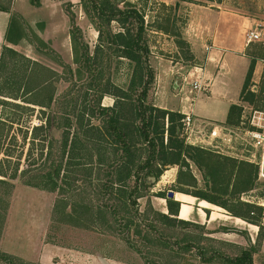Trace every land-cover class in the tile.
<instances>
[{
  "label": "rangeland",
  "instance_id": "1",
  "mask_svg": "<svg viewBox=\"0 0 264 264\" xmlns=\"http://www.w3.org/2000/svg\"><path fill=\"white\" fill-rule=\"evenodd\" d=\"M113 1L121 9L126 6L134 7L145 17L147 26L145 39L151 52L150 64L155 71V82L149 93L147 104L155 107L158 105L154 88L158 74L156 68L157 65L159 66L158 63L162 61V65L166 66L162 69L164 73L165 71L170 73L171 67H175V70H173L174 80L168 87L170 90L168 93L169 98L166 99V106L169 105V107L165 110L182 115H185L183 112L186 111L188 112L186 114L192 115L193 119L196 117L191 113L193 108L191 106L194 105L197 94L210 95L204 85H202L201 92L194 90L193 85L195 80L198 79L197 75L185 80L184 74L187 76L189 72H194L199 75L203 71L205 72L206 69L211 72L216 69L218 71L217 66H215L218 62L216 60L209 62V54L212 52L210 32V34H206V32L203 39L196 37L197 43H195L196 40H192L191 44L188 42L187 31L190 29L188 25L190 10L197 8L213 13L225 12L243 16L251 21L253 29L250 32L255 31L260 35V40L257 43H264V0H168L170 6L156 2V0ZM2 2L7 5L10 4L11 0H1ZM14 3L15 0H12L10 11L11 16L14 15L16 19L18 30L16 33H11V37L12 41H16L19 37L21 41L16 45L21 42L22 44L20 49L10 48L39 63L49 71V73H39V77L35 78V82L49 79L55 87L53 107L51 110L46 111L42 120L56 117V126L52 131V153L54 161L59 163L62 155V134L66 118L71 119L72 130L76 129L74 116H66L71 107V105L67 107L66 102H72V105L87 102V105L96 112L91 120L92 124L101 127L103 122L97 108H112L115 104L112 97L101 96L107 90V83L110 82L122 90L128 91L132 83L134 64L128 60L118 58L114 53V46H110L108 43V34L119 32L118 24L114 23L110 28L106 27L95 18L93 13L90 11L86 13L81 0H41L40 7L32 6L29 0H18L16 11L13 9ZM68 5H70L69 8L76 16V24L82 31L83 40L90 47L91 56H94L95 49L100 44L98 30L104 32L102 42L104 54L100 55L102 57L99 64L92 68L95 71L94 75L88 73V67L80 61L82 50L79 43L74 46L71 41V45H62V47H56L54 44V38L57 35V37H61L63 43L68 36L71 40L72 24L67 10ZM67 19L68 24L66 23ZM205 21L209 25L208 19L205 18ZM159 28L171 34V36L161 35ZM153 32H157V34ZM110 48L112 49L109 50ZM258 66L259 72L257 77L254 78L257 81V83H254L256 85L253 88L254 91L259 90L264 78V61H260ZM194 67L199 68V70L191 71ZM234 67L239 71L244 69L241 60ZM98 71L103 72L101 79H97ZM246 72H248V69ZM233 77L234 84H237L235 85L236 89L233 86L231 87V93L236 94L242 74L237 72ZM139 89L140 87H136L131 90L129 95L135 99L138 95V92L135 91ZM187 97H190V99H187ZM183 99H185L184 104ZM238 104L245 107V113L244 125L240 128H233L236 133L245 136V133L253 128L261 131L251 124L254 113L252 108L242 104L240 100ZM32 121L34 124L38 123L36 117ZM201 123L205 124L206 122H197V130L201 128ZM180 125L181 135L185 131L183 120ZM216 126L218 125L209 123L207 129L211 130ZM224 126L230 128L226 124ZM19 137L21 139L22 133L19 134ZM28 137L30 138L31 134ZM181 138L185 140L186 145L191 146L186 141V137L184 138L181 135ZM254 143L256 142L249 138H246V141L237 139L232 143L218 141L215 142V145L220 147L221 150L211 148L209 150L219 151L221 154L234 153L240 159L258 154L259 160H256V162L260 166V186L249 196H245L243 200L259 202L264 207V199L251 198V196L260 193L264 194V178L261 177V170L264 169V149L261 146L255 148ZM138 149L143 150L145 147L141 145ZM25 151L27 153V148ZM20 152L21 149L18 148L15 154L19 155ZM46 152L47 150H45ZM109 153L111 151L106 150V156L113 157ZM140 154L143 162L148 155L143 151ZM26 156L23 157V163L26 161ZM45 158L44 155L43 161ZM85 163L84 161L83 164ZM85 168L82 169L84 172L76 176L69 175L63 183H61L64 175V172H62L60 185L67 190L65 195L59 192L49 193L28 188L24 186L21 180H18L14 182L12 193L10 192L11 195L7 196L6 193L10 188L0 185V197L4 199L5 203L7 201L9 203L6 221L0 234L1 254L18 258L25 264H36L7 254L3 250L5 248V250L25 254L30 252L33 246L36 247L37 245L38 249L40 242H44L56 252H59V246L63 249H81L102 253L134 264H225L223 257L236 259L242 258L244 254H247L245 264H250V261L253 264H264V231L260 233L259 228L255 229L247 224L236 222L231 219L233 217L229 216L227 212L222 213L214 209L220 215H225L228 218H222L226 220H222L224 222L219 221L216 227L213 228V226L208 227V223L201 226L184 221L188 224H181L179 222L183 220L179 218H177L176 223L167 222L164 216L169 217V210L167 213L155 210L158 208L168 209L167 201L156 197V195H165L170 191L180 193L177 184L178 167L165 168L164 175L157 183H155L156 180L153 177L146 178L147 172L140 171L139 178H132L127 183L126 189L123 188L124 191L129 193L128 199H132L133 202L136 201L135 206H131L127 199L126 202H129L128 207L124 209L118 218L102 212L99 214V219L96 218L95 213L94 216L89 214L96 212L98 209L105 211L103 210L104 206L110 205L109 207H111L113 205L115 207L116 204L110 202V198L104 195L103 192L98 194L100 188H98L97 172L96 170L90 171L88 168L85 170ZM171 168L178 171L174 177L166 173L170 172ZM89 172H91L90 177ZM192 173L197 179L199 187L203 188L205 183L202 173L194 165L192 166ZM105 182L106 178L103 176V182L100 186L102 187ZM69 187L72 189L70 190ZM81 192H84V197H87V201L83 205L89 202L90 206L87 207L92 208L87 210L88 214H82L80 209H71V207L70 209L61 210L65 199L68 200V204H73V206L74 203H78V194ZM141 196L142 198L137 199ZM154 202H156L157 208L154 207ZM116 206L120 210L124 207L122 205ZM0 209L3 210L4 206L0 205ZM66 214L71 216L65 220L64 215ZM8 220L9 230L3 242ZM0 264L10 263L4 258H0ZM16 264L22 263L16 262Z\"/></svg>",
  "mask_w": 264,
  "mask_h": 264
},
{
  "label": "trees",
  "instance_id": "2",
  "mask_svg": "<svg viewBox=\"0 0 264 264\" xmlns=\"http://www.w3.org/2000/svg\"><path fill=\"white\" fill-rule=\"evenodd\" d=\"M29 1L34 7L41 6V0ZM11 2L5 5L0 0V11L11 14ZM81 4L86 13L88 11L93 13L95 18L106 27L110 28L112 24H118L119 32L116 34L110 32L107 40L110 46H114V53L118 58L134 64L130 89L124 91L110 82L107 83V90L101 96L112 97L115 104L112 108H97L103 122L101 127L92 124L91 120L96 112L87 105V102L73 105L72 102H66L67 107L71 105L66 116H74L76 129L72 130L71 119L66 118L62 134L61 161L56 163L52 153V131L56 126V117L42 120L46 111L53 107L55 87L49 79L35 82L39 73H49V71L16 50L4 46L0 57V185L10 188L6 195H11L14 182L18 180L28 188L65 195L67 190L60 185L62 172L64 175L61 183L68 179L69 175L76 176L84 172L82 169L86 167L90 171L97 172L98 188H100L98 194L103 192L110 198V202L124 206L122 210L116 205L104 206L105 211L98 209L89 215L95 213L96 218L99 219V214L106 212L118 218L128 207L129 202L131 206L136 204V201L128 199L129 193L123 188L126 189L127 183L132 178H139L140 171L147 172L146 178L153 177L157 183L164 175L165 168L178 167L177 184L180 188L178 192L221 208L229 216L258 227L259 232L262 233L264 207L259 202L243 200L260 186L259 164L250 159H239L209 149L186 145L185 140L181 138L182 134L180 135V124L185 116L147 104L155 82V71L150 64L151 52L145 39L147 26L144 15L134 7L126 6L121 9L113 0H81ZM69 7L70 5L67 10L72 24L70 32L72 44L74 46L80 44L82 50L80 61L88 67L87 72L94 75L95 71L92 68L99 64L102 57L100 55L104 54L102 45L104 32L98 30L100 44L96 47L94 56H91L90 47L83 40L82 31L76 24V16ZM17 30L16 19L12 15L6 42L16 45L21 41L19 37L16 41H12L11 33H16ZM244 55L250 64L240 101L251 107L252 112H262L264 78L258 91H254L253 88L256 87L254 84L256 66L260 61H264V43L249 44ZM102 74L103 72L98 71L97 79H101ZM136 87L140 89L135 91L138 95L134 99L129 94ZM244 113L243 105H232L226 126L240 128L244 125ZM35 117L37 124L32 121ZM254 130L253 128L251 131ZM20 133H22L21 139ZM139 145H143L145 149H138ZM18 148L21 152L16 155ZM26 148L27 153H25ZM106 150H110L109 155L113 157H107ZM142 151L148 155L143 162L140 154ZM25 155H27L26 161L23 163ZM44 155L46 158L43 161ZM193 165L202 173L205 183L203 188L199 187L192 173ZM90 176L91 172H89ZM103 176L106 182L101 187ZM83 194L84 192L78 194L79 202L74 203V206L68 204V200L65 199L61 210L71 207V209H80L82 214H88L87 210L92 208L87 207L89 202L83 205L87 201V197ZM156 197L167 201L169 217L163 215L165 220L176 223L180 204L175 199H168V194H158ZM140 198L142 196L137 197ZM251 198L263 200L264 194L260 193ZM127 199L129 202H126ZM3 200L0 197V205L4 206L3 210L0 209V234L9 209L8 201L5 203ZM64 216L66 220L71 215ZM179 223L188 224L184 221ZM246 256L247 254H244L242 258L236 259L223 257V262L245 264ZM0 258H4L10 264L24 263L6 254L0 253ZM250 264L253 263L250 261Z\"/></svg>",
  "mask_w": 264,
  "mask_h": 264
},
{
  "label": "crops",
  "instance_id": "3",
  "mask_svg": "<svg viewBox=\"0 0 264 264\" xmlns=\"http://www.w3.org/2000/svg\"><path fill=\"white\" fill-rule=\"evenodd\" d=\"M156 2H160L165 4L166 6H170L168 0H156ZM18 0H15L14 3V11L17 9ZM180 8V7H179ZM190 21H188L189 28L187 31V35L189 38V43H192V40H196L197 38L203 39V35L211 33L212 39V52L209 54V62L215 61L218 62L217 69L214 72L208 71L207 69L205 72L203 71L202 74L198 73H190L189 76L184 74V79L188 80L193 75H197L195 82H200L201 85L206 86V90H208L210 96H203L201 94H197V98H195L194 105L192 104V114L200 121L206 122L207 124H215L221 127H224L227 121L229 109L232 105H238L240 100L241 90L244 84L246 71L249 67V60L244 57V52L248 47L246 42L247 34L250 33L253 26L251 25V21L243 16H238L231 13L225 12H212L202 9H191L189 13ZM205 18L208 19L209 25L206 24ZM154 19V18H153ZM11 21V14L4 13L0 11V57L2 54V50L4 46H9L15 49H20L21 44L13 46L6 42V36L8 32V28ZM68 24V19L66 20ZM204 24V25H203ZM70 29V27H69ZM161 35L171 36V34L164 32L163 29H158ZM211 30V31H210ZM46 32V31H44ZM210 32V33H209ZM156 33L157 32H153ZM58 36V35H57ZM55 37L54 44L56 47H62L71 45L70 37L68 36L63 43L61 37ZM191 40V41H190ZM197 43V40L196 42ZM194 50V49H193ZM195 52V51H194ZM241 60L242 64L244 65V69L236 70L234 65L237 64ZM162 61H160L157 65L156 70L158 71L156 83H155V94L157 96L156 105L157 107L167 109L169 107L166 106V99L169 98V84L174 80V71L175 67H171L170 73H164L162 71L163 66ZM213 64V63H212ZM199 70V68H192L191 71ZM264 69V67H263ZM202 71V69H201ZM242 71V73H241ZM237 72L242 74L241 82L239 83L238 92L231 93V87L236 89V84L233 82V76L236 75ZM259 72V66L257 64L254 78L257 77ZM233 77V78H232ZM254 83L257 81L254 79ZM241 87V88H240ZM190 99V97H187ZM185 99H183V104ZM186 110V109H185ZM188 110V109H187ZM191 110V109H190ZM188 112H183L186 114ZM220 153V152H218ZM227 155L235 156L236 154L226 152ZM264 155V154H263ZM236 157V156H235ZM261 157V156H260ZM239 158V157H237ZM240 159V158H239ZM245 159H250V161L255 163L256 160H259V156L251 155L246 156ZM259 164V163H258ZM177 169L171 168V171L166 172L169 173L170 176L174 177L177 175ZM175 201L180 204L178 218L180 220L196 223L198 225H205L208 223L207 226L213 228L216 227V224L220 222H224L222 218H228L225 215H220L214 209L221 211L222 213H226V211L213 206L203 200H199L189 195H185L182 193H175ZM264 205V204H263ZM156 206V202H154V207ZM157 208V206L155 207ZM161 213H167L168 209H155ZM209 212V214H207ZM219 216V217H217ZM221 217V218H220ZM234 219L236 222L247 224L246 222L237 219ZM255 229H258L256 226H252L247 224ZM9 227V220L6 224L4 240L7 236ZM2 242V243H3ZM37 249L36 247H32L30 252L22 254L21 252H14L10 250H5L4 252L13 256H17L22 258L26 261L33 262L36 264H134L125 262L118 258H112L108 255L98 253V252H89L86 250L81 249H63L62 247L59 248V252L54 251L52 247L44 242H40ZM56 246V245H55Z\"/></svg>",
  "mask_w": 264,
  "mask_h": 264
},
{
  "label": "built area",
  "instance_id": "4",
  "mask_svg": "<svg viewBox=\"0 0 264 264\" xmlns=\"http://www.w3.org/2000/svg\"><path fill=\"white\" fill-rule=\"evenodd\" d=\"M260 40V35L252 31L247 34V44L255 43ZM194 90L199 92L202 91V85L200 82H195ZM183 119L184 125V132L182 133L183 137H186V141L195 147H200L203 149H216L221 150L220 147L215 145V142L223 141L227 143H232L234 140L241 139L246 141V138L252 140L254 143L255 148L257 146H261L264 149V110L262 112H254L251 120L252 126L259 128L261 131H247L245 136L243 134L239 135L233 128H226L224 127H214L213 129H207V123H201V128L199 130L196 129L197 122H200L198 119H193L192 115L185 114ZM206 125V126H205ZM219 152V151H217ZM261 177L264 178V169L261 170Z\"/></svg>",
  "mask_w": 264,
  "mask_h": 264
},
{
  "label": "water",
  "instance_id": "5",
  "mask_svg": "<svg viewBox=\"0 0 264 264\" xmlns=\"http://www.w3.org/2000/svg\"><path fill=\"white\" fill-rule=\"evenodd\" d=\"M174 198H175V192L170 191V192L168 193V199H174Z\"/></svg>",
  "mask_w": 264,
  "mask_h": 264
}]
</instances>
